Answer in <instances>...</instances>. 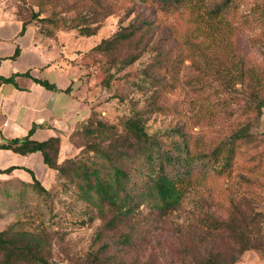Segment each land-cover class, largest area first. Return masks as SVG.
I'll return each instance as SVG.
<instances>
[{"label":"rangeland","instance_id":"rangeland-1","mask_svg":"<svg viewBox=\"0 0 264 264\" xmlns=\"http://www.w3.org/2000/svg\"><path fill=\"white\" fill-rule=\"evenodd\" d=\"M157 1L0 0V7L25 19L34 13L46 17H33L45 45L73 71L77 93L95 110L94 117L111 128L107 134L112 136L97 139L102 148L124 143L127 149L124 121L131 108L148 104L146 96L154 92L153 86L137 87V77L154 80L156 103L164 105L160 112L147 114L150 132L181 127L193 153L210 152L250 121L252 141L239 146L229 174L219 175L212 166L196 164L189 191L176 212L161 215L153 199L142 195L135 212L111 226L106 225L113 217L108 206L99 210L79 193L76 182L70 180L72 175L57 178L41 154H34L26 162L38 179H46L48 192L33 185L28 169L19 172L25 183L0 180V231L37 233L47 262L34 264H89L90 254L105 245L99 253L100 264H194L195 249L213 242L228 260L240 253L245 241L264 251V118H258L254 108L255 92L264 97V0H233L227 15L229 32L204 50L193 47L209 41V36H196L198 22L190 7L167 14ZM216 1L222 0L209 3ZM143 19L144 26L152 24L146 32L141 29L130 38H120L109 50L95 49L102 40L130 31V23ZM81 26L94 33L82 32ZM131 55L136 59L123 64L122 59ZM91 137L80 127L66 148L59 142L58 157L60 153L63 159L78 154L88 163L91 157L103 161L108 170V159L85 148ZM116 161L132 170L127 160L117 157ZM212 214L233 218L234 227L245 231L247 239L240 240L237 231L232 236L221 228L215 230V239L201 240L207 227L214 226L212 219L203 217ZM125 233L132 236L129 245L121 243ZM112 256L117 260L103 262Z\"/></svg>","mask_w":264,"mask_h":264},{"label":"trees","instance_id":"trees-1","mask_svg":"<svg viewBox=\"0 0 264 264\" xmlns=\"http://www.w3.org/2000/svg\"><path fill=\"white\" fill-rule=\"evenodd\" d=\"M146 1V0H144ZM233 0L216 1L213 5L209 0H158L160 9L167 14H171L180 7H190V14L197 21V35L209 36V41L192 45L200 50H204L211 42L223 39L225 31L229 28L228 9ZM23 21L22 31L28 25L35 24V18L41 20L46 17H40L38 13H34L31 19H25L16 13ZM143 21L139 24L130 23L127 28L130 31H122L116 33L112 38L102 40L95 49L106 51L120 38H130L136 31L144 29L143 32L149 30L151 22L144 26ZM36 25V24H35ZM81 31L90 35L94 33V29L87 26H81ZM230 30V29H229ZM228 30V32H229ZM218 32V33H217ZM16 53L12 57H16ZM136 56L131 55L122 59V63L131 64ZM31 76L29 72L23 73ZM146 76V74H144ZM46 88L56 90V84L46 79L34 77ZM137 77L135 84L139 88H154V92L146 98L150 99L142 107L131 108V114L124 121L125 140L124 143L118 145L111 143L109 149L102 148L98 138L103 136H112L111 128L106 127V123L94 117L95 110L90 106V113L81 125L82 132L86 136H92L85 148L96 150L99 155L110 161V168L105 169V163L90 158V163L82 160L77 155L68 157L62 161L58 160L59 154V137H50L44 140H37L30 137L12 138L0 144V148L10 149L21 154L40 152L43 156L44 163L51 169L55 170L56 177L60 175H72L70 180L75 181L79 193L88 198V201L96 204L99 210H103V206H108L112 211L113 217L106 222V225H114L117 221H124L129 218L136 210L137 198L147 195L153 199L155 208L161 215H169L176 212L183 204L191 179L189 178L196 164L202 166H212L214 171L219 174H229L234 155L239 146L244 142L252 141V132L250 130V121H246L242 126L233 130L224 139L220 140L214 148L208 152L206 150L193 153L189 145V137L181 127H170L164 130H155L150 132L147 129V114L150 112L161 111L164 105L157 104V87L154 80L149 77ZM0 81L5 83H15V75L1 76ZM163 84V83H162ZM72 87H67L66 91H70ZM150 90V89H148ZM254 100L256 101L254 108L257 117L263 116L264 113V97L255 92ZM264 118V117H263ZM32 132V131H31ZM125 159L132 165V170H127L122 163L116 161V158ZM18 166H10L0 169V174L11 173ZM33 175V185L42 192H48L49 189L38 179L31 169ZM76 180H75V179ZM206 221L212 219V226H208L202 234L201 240H213L218 233L215 230L226 229L232 232V236H237L240 240L247 239L245 231H239L234 227L232 220L220 219L214 214L209 218L207 215L203 217ZM203 222L204 225L207 224ZM234 222V220H233ZM238 232L235 234L234 232ZM121 243L131 244L132 236L125 233L122 234ZM214 242L209 244L207 248L195 249L196 259H192L194 264H236L242 253L246 250L256 249V245H250L245 241L241 247V251L230 259L223 258L222 252L214 247ZM256 247V248H255ZM107 248L105 245L100 251L92 252L89 264H100L102 262L99 253ZM260 251V249L258 250ZM264 253V251H260ZM117 260L115 256L107 257L103 260L108 263L110 260ZM47 262L41 254V242L38 234L30 231H19L14 233L11 228L0 231V264H26Z\"/></svg>","mask_w":264,"mask_h":264},{"label":"crops","instance_id":"crops-1","mask_svg":"<svg viewBox=\"0 0 264 264\" xmlns=\"http://www.w3.org/2000/svg\"><path fill=\"white\" fill-rule=\"evenodd\" d=\"M22 25L15 12L0 7V75H15V83L0 81V144L27 135L37 140L55 136L60 139V147L66 148L71 144H67L71 135L88 117L90 104L78 95L73 71L62 65L57 53L45 45L37 26L30 24L22 31ZM17 49L18 55L12 57ZM34 77L46 79L58 89H48ZM67 87L72 88L64 90ZM37 153L40 152L21 154L0 148V169L18 166L11 173L0 174V180L25 183L19 172L33 171L26 161ZM60 155L58 160L62 161ZM41 157L43 160L42 154ZM40 180L44 184L46 179ZM236 264H264V253L246 250Z\"/></svg>","mask_w":264,"mask_h":264}]
</instances>
